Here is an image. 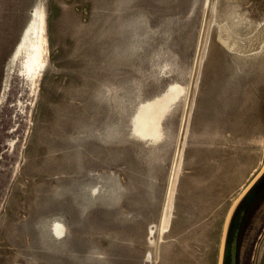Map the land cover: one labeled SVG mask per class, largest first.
<instances>
[{
    "label": "rangeland",
    "instance_id": "374dc122",
    "mask_svg": "<svg viewBox=\"0 0 264 264\" xmlns=\"http://www.w3.org/2000/svg\"><path fill=\"white\" fill-rule=\"evenodd\" d=\"M170 84L161 139H137ZM246 103L264 105V0H0V264H216L207 113L229 126Z\"/></svg>",
    "mask_w": 264,
    "mask_h": 264
},
{
    "label": "crops",
    "instance_id": "0c3cea01",
    "mask_svg": "<svg viewBox=\"0 0 264 264\" xmlns=\"http://www.w3.org/2000/svg\"><path fill=\"white\" fill-rule=\"evenodd\" d=\"M261 112H264L263 104L246 103L240 119L229 126L222 116H213L218 112L210 109L209 116L207 113L213 211L218 216V225L221 222V230L232 202L264 162ZM241 200L234 211L239 209L234 240L239 239L243 221L244 253L250 257L246 264H264V174ZM229 240L227 236L226 253Z\"/></svg>",
    "mask_w": 264,
    "mask_h": 264
},
{
    "label": "bare ground",
    "instance_id": "6f19581e",
    "mask_svg": "<svg viewBox=\"0 0 264 264\" xmlns=\"http://www.w3.org/2000/svg\"><path fill=\"white\" fill-rule=\"evenodd\" d=\"M36 17L38 16L36 15ZM44 43L43 30L39 28L38 31L36 30L34 38L25 40L21 45L22 48H20L19 70L33 84H35L45 66L44 55L46 46H44ZM182 92V87L177 84H170L159 95L145 100L144 103H139L131 118V134L140 140L159 141L163 134L161 121ZM166 103L168 105L167 109L161 110L160 105L164 107ZM60 222L57 220H53L52 222L51 231L55 236H60L63 233L64 227Z\"/></svg>",
    "mask_w": 264,
    "mask_h": 264
},
{
    "label": "water",
    "instance_id": "95a60500",
    "mask_svg": "<svg viewBox=\"0 0 264 264\" xmlns=\"http://www.w3.org/2000/svg\"><path fill=\"white\" fill-rule=\"evenodd\" d=\"M145 142L144 140H141ZM264 174V162L261 165L260 169L257 171L256 175L252 177V179L247 183V185L241 190V192L237 195V197L234 199L232 202L231 206L229 207L227 213H226V218L224 220L223 226H222V234L220 237L219 241V251L217 255V261L216 264H224L225 260V254H226V244H227V236H228V229L231 223V220L233 218V213L237 206L241 203V199L252 189V187L255 185L257 180ZM230 256H229V264H236V241H232L230 245Z\"/></svg>",
    "mask_w": 264,
    "mask_h": 264
},
{
    "label": "trees",
    "instance_id": "16d2710c",
    "mask_svg": "<svg viewBox=\"0 0 264 264\" xmlns=\"http://www.w3.org/2000/svg\"><path fill=\"white\" fill-rule=\"evenodd\" d=\"M229 242V241H228ZM228 258V252L226 253L225 260Z\"/></svg>",
    "mask_w": 264,
    "mask_h": 264
}]
</instances>
